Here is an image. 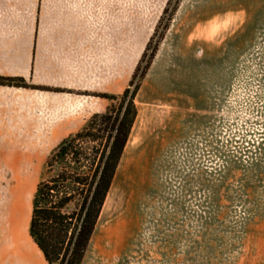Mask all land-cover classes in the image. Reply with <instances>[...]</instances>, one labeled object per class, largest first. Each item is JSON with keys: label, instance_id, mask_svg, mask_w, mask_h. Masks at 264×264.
I'll return each instance as SVG.
<instances>
[{"label": "rangeland", "instance_id": "obj_1", "mask_svg": "<svg viewBox=\"0 0 264 264\" xmlns=\"http://www.w3.org/2000/svg\"><path fill=\"white\" fill-rule=\"evenodd\" d=\"M127 20L129 82L145 53L139 74L150 66L89 251L112 264H264V0H127ZM60 144L0 143V238L22 205L31 221Z\"/></svg>", "mask_w": 264, "mask_h": 264}, {"label": "crops", "instance_id": "obj_2", "mask_svg": "<svg viewBox=\"0 0 264 264\" xmlns=\"http://www.w3.org/2000/svg\"><path fill=\"white\" fill-rule=\"evenodd\" d=\"M128 65L127 0H0V76L35 87L0 84V143H61L124 93ZM27 214L1 236L0 264H49ZM111 254L87 249L81 264Z\"/></svg>", "mask_w": 264, "mask_h": 264}, {"label": "trees", "instance_id": "obj_3", "mask_svg": "<svg viewBox=\"0 0 264 264\" xmlns=\"http://www.w3.org/2000/svg\"><path fill=\"white\" fill-rule=\"evenodd\" d=\"M144 56L124 93L119 97L104 95L113 101L106 112L93 115L48 159L49 169L58 165L59 170L37 186L30 235L49 264L83 261L138 116L136 99L150 66L149 61L139 74ZM154 56L155 51L150 59ZM15 79L25 81L0 76L2 81ZM71 204L74 207L69 209Z\"/></svg>", "mask_w": 264, "mask_h": 264}, {"label": "bare ground", "instance_id": "obj_4", "mask_svg": "<svg viewBox=\"0 0 264 264\" xmlns=\"http://www.w3.org/2000/svg\"><path fill=\"white\" fill-rule=\"evenodd\" d=\"M113 187V186H112ZM112 187H111V189H112ZM109 193H110V191H109ZM109 196V195H108ZM108 196H107V199H108Z\"/></svg>", "mask_w": 264, "mask_h": 264}]
</instances>
